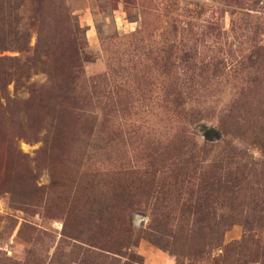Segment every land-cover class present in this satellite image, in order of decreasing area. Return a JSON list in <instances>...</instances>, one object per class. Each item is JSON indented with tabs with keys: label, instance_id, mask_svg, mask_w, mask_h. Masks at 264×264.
I'll list each match as a JSON object with an SVG mask.
<instances>
[{
	"label": "rangeland",
	"instance_id": "374dc122",
	"mask_svg": "<svg viewBox=\"0 0 264 264\" xmlns=\"http://www.w3.org/2000/svg\"><path fill=\"white\" fill-rule=\"evenodd\" d=\"M237 10L264 17V0H0V264H264V21L232 31ZM165 40L168 80L145 56ZM72 49L90 106L55 93ZM112 189L133 196L115 218Z\"/></svg>",
	"mask_w": 264,
	"mask_h": 264
},
{
	"label": "trees",
	"instance_id": "16d2710c",
	"mask_svg": "<svg viewBox=\"0 0 264 264\" xmlns=\"http://www.w3.org/2000/svg\"><path fill=\"white\" fill-rule=\"evenodd\" d=\"M233 16H234V18L231 21V27H232L231 30L232 31L238 29V27L237 28H235V27L238 24V22L241 21V19L244 21L246 20V18L255 19V22L254 21L250 22L248 26H247V24L245 26V30H247V32L249 34L253 35L252 38H254V36H256L258 34V31H259L258 20L264 21V17H261V16L253 17V16H250L247 13L242 12L240 10L233 12ZM145 30H146L145 27L143 28V26H142L137 31H135L129 35L130 37L133 38V40H134L133 43L135 42L132 45V46H135V47H132L133 51H138V49H136V47L140 43L143 42V40H144L143 34H144ZM237 37H239V36L236 35V38ZM171 47L172 46L165 40V41H163V45L161 47H158L157 49L155 47V49L153 51H150V55H148L149 53H147L145 55V56L151 57L154 54V56L156 58L158 56H162V58L160 59L161 64L159 66V69H160L161 73L163 74V77H165L167 80L169 79L168 75H169L170 71L174 67V64L170 61V60H174L173 59L174 53L171 52V50H170ZM140 49L141 48H139V50ZM64 56L65 57L61 56L60 58H57V57L54 58L53 57V60H52V62H55L53 70L55 73L57 72L58 75L60 76V80L55 86V93L58 89L59 98L62 102L61 104H66L67 106H71V107L82 106V105H85V106L92 105L93 99H94L93 95L91 96L92 93L88 94V92L85 90V92H83L82 94H79L76 91L75 79H77V76L80 74L79 69H78L79 68L78 58L76 57V56H78L77 51L74 49L64 51ZM152 58L154 59V57H152ZM212 64H209L208 61L201 60V62H199V66L197 67V74L195 75V77H197L199 79L203 78V80H205L206 76L214 74V72L216 71V66L212 65ZM199 81L201 83V80H199ZM199 81H194V83L199 85L200 84ZM172 93L173 92L168 90V89H166L163 93V101L168 102V104H166L165 107H170L169 109L165 108L166 111L168 112V113L167 112L166 113L172 117H178V116L181 117L182 113L184 111L185 102H184V100H182L181 93H178V94L173 93L174 98H171L169 100V97L171 95H173ZM106 131L112 132L111 128L106 129ZM226 133L227 132L223 128V124H222V126H221V124H218L216 127V130L208 129L206 132H204V134H201V135L203 136V139L207 140L208 137L212 134H215L216 139H219L220 136L226 135ZM108 136H109V134H108ZM176 143H178V141L175 142V144L171 143V144L165 146L164 150L170 149V150L178 152V151H181L182 149L185 148L184 146H178ZM202 145L205 146L203 143H202ZM202 145H199V143L196 141L191 146V150H200ZM169 147H171V148H169ZM164 152H166V151H164ZM232 184L235 187H237L239 185V180L234 179L232 181ZM147 185H148L147 183L143 184V187L146 188ZM122 189L125 190V187L123 186ZM125 191H122L121 189L120 190H117V189L113 190L112 189V192H111V200L112 201H111V204L109 206L110 218H111L112 214L115 218V216L120 214L121 210L126 211V213H128V209H130L132 207L133 196H132V198H130V196H128V194H127L128 192L126 193ZM142 191H145V190L142 189ZM205 200L211 201V197H207ZM104 202L105 201L103 200L101 202V204L103 205ZM98 205H97V208L99 211V215H100L99 218L100 219H98L97 221L100 224V221L102 220L101 218H103V216L101 214V210H100L101 208L98 207ZM207 205H209V204H207ZM103 208L106 209V206L103 205ZM113 209L115 210V212H114L115 214L112 213ZM179 211H181L183 213L181 208L179 209ZM168 217H169V212L166 214L165 218L167 219ZM122 223H123V225H122ZM122 223L120 222V220L119 221H114V220L111 221V225H113L114 229L116 228V230L118 232L123 230L122 231L123 233L128 234L129 229H128V227L125 228L126 227V220L123 221ZM124 225H125V227H124ZM101 227H102V224H101ZM116 238H117V240H116L115 244L119 248L115 247L114 253L120 252L121 248L126 247L129 244L128 235H125L126 240H124V236H121L119 238L118 234H117Z\"/></svg>",
	"mask_w": 264,
	"mask_h": 264
}]
</instances>
